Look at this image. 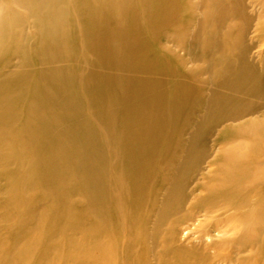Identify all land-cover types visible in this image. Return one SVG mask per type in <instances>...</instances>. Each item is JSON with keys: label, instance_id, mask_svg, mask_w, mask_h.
I'll return each instance as SVG.
<instances>
[{"label": "bare ground", "instance_id": "obj_1", "mask_svg": "<svg viewBox=\"0 0 264 264\" xmlns=\"http://www.w3.org/2000/svg\"><path fill=\"white\" fill-rule=\"evenodd\" d=\"M263 48L264 0H0V264H264Z\"/></svg>", "mask_w": 264, "mask_h": 264}, {"label": "rangeland", "instance_id": "obj_2", "mask_svg": "<svg viewBox=\"0 0 264 264\" xmlns=\"http://www.w3.org/2000/svg\"><path fill=\"white\" fill-rule=\"evenodd\" d=\"M260 45V46H259ZM258 46H259V49L261 50L262 49V47H263V43L262 44H258ZM264 49V48H263Z\"/></svg>", "mask_w": 264, "mask_h": 264}]
</instances>
